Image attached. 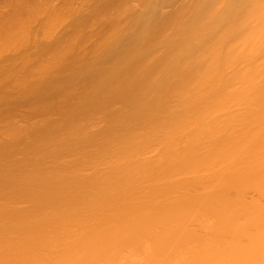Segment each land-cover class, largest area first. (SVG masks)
I'll return each instance as SVG.
<instances>
[{
    "label": "bare ground",
    "instance_id": "bare-ground-1",
    "mask_svg": "<svg viewBox=\"0 0 264 264\" xmlns=\"http://www.w3.org/2000/svg\"><path fill=\"white\" fill-rule=\"evenodd\" d=\"M159 1L80 61L71 113L54 98L20 158L24 132L0 134V264H264V0Z\"/></svg>",
    "mask_w": 264,
    "mask_h": 264
},
{
    "label": "rangeland",
    "instance_id": "rangeland-1",
    "mask_svg": "<svg viewBox=\"0 0 264 264\" xmlns=\"http://www.w3.org/2000/svg\"><path fill=\"white\" fill-rule=\"evenodd\" d=\"M9 1L0 0V134L10 127L25 133L32 124L41 126L44 130V123L53 124L58 119L61 120L58 115L63 109L64 115L68 116L72 106L69 99L74 96L63 98L62 92L72 89L76 90L71 94L77 92V86L72 85L74 81L71 76L79 69L80 61L84 62L91 57L101 39L113 31L121 15L125 16L132 9L139 10L147 3V0H31L34 4L30 0L26 3L24 0ZM182 1L186 0L159 1L157 12L168 13ZM8 13L10 20L4 22L8 19ZM16 14H22L23 17H17ZM11 20L12 24L8 25ZM156 23L158 22L154 21L152 25ZM13 24H17L16 28ZM54 98L56 101L66 99L63 108L60 107L62 111L59 107L57 110L53 107ZM119 105L120 103H115L111 109ZM64 115L61 117L64 118ZM75 117L76 123L83 127L85 120L82 115L75 114ZM70 118L74 117L67 119ZM103 124L104 120L95 117L87 125L85 136L91 138L99 132ZM41 128L39 127L40 130ZM24 133L20 135L22 140L17 137L9 141L15 146V150L12 147L14 156L17 154L18 157L23 150L30 148V144L38 140V134L32 133L31 137V132ZM63 134V127H60L58 136ZM1 139L4 141L0 136V143ZM4 148L7 149V146ZM4 148L2 150L5 152ZM6 152L3 154L0 150L2 158L6 156ZM40 162L43 168L49 165V159Z\"/></svg>",
    "mask_w": 264,
    "mask_h": 264
}]
</instances>
